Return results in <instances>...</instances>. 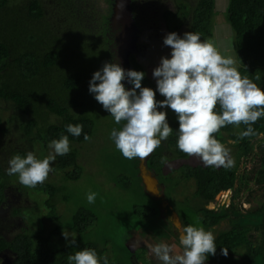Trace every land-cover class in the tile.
Masks as SVG:
<instances>
[{
	"label": "trees",
	"instance_id": "16d2710c",
	"mask_svg": "<svg viewBox=\"0 0 264 264\" xmlns=\"http://www.w3.org/2000/svg\"><path fill=\"white\" fill-rule=\"evenodd\" d=\"M176 1L179 2L177 3L179 9L170 10V19L173 18L170 21L175 22L170 29H180L185 18L191 15L189 31L197 32L202 39L210 40L214 35L216 0H197L196 4H191V0ZM29 8V13L23 18L18 15L19 8L15 6L13 0L11 7L10 0H0V11L11 9V24L10 21L6 22L7 19L3 20V15L0 17V23L3 21L0 31V100L8 104V109L12 108L8 123L13 124L16 121V128L20 130V134L14 139L8 135L5 144L0 148V209L7 199L6 188L13 178L18 176L7 174L8 160L16 154L26 156L28 152L34 153V148L38 144H43L47 148L52 139H58L64 134L69 136L71 150L67 155L56 156L54 167L55 171L64 173L60 178L62 183L43 182L35 186L49 195L44 205L51 210L54 220H57L60 215L56 203L58 198L63 199L62 192L67 188L63 183L68 185L70 181L79 179L85 168L76 144L87 142L84 140V133L92 139L101 119L110 113L96 101L94 94L89 92V82L96 71L93 58L88 60L89 56L67 53L61 43L64 41L56 42V38H49V33L41 32L38 28L41 26L39 21L44 20L45 10L40 0H31ZM57 10V14L62 11ZM107 17L103 16L101 22L103 27ZM227 19L234 32L233 43L238 71L242 76H248L258 86L264 87V0H229ZM32 22H35V25H32ZM98 41L100 43L95 48L102 49L104 47L102 42L105 41L108 44L105 50L110 54L108 62H114L110 47V44L113 47L117 46L114 37L110 43L105 29H102ZM54 44H57V48L53 46ZM81 47L85 46L81 44ZM95 48L94 52L98 50ZM86 52L90 55L88 50ZM128 68L145 72L142 87L156 88V84L148 76L136 54L129 56ZM256 75L261 79L255 80ZM126 82L122 81L125 86ZM3 119L0 114V134H8L11 128L4 124ZM69 123L83 125V132L79 137L67 132L65 126ZM171 127L172 134L161 141L151 156L146 158L145 163L150 170L156 172V176L161 175L162 180L166 182L172 181L174 173H178L176 186L182 181L195 180V196L187 198L190 200L187 209L178 210L172 202L171 195L166 200L180 211L185 226L190 224L196 226L194 219L197 217V222L201 225L198 227L214 232L217 251L215 255L209 256L206 262L238 264L240 259L246 264H264V203L258 207L244 209L237 201L241 193L253 182L264 188V143L259 144V164L251 171L246 170L239 174L242 161L254 154L256 140L262 136L264 142V117L252 125L255 130L262 133L261 135L240 139L239 133L247 127L243 124L238 127L226 125L213 134L222 144L234 141L232 145L236 150V161L230 169L206 167L203 163L196 165L182 163L178 168H172L171 172L166 173L165 164L161 163L166 154L181 159L189 158L177 147L176 129L179 128V121H172ZM129 162L136 168L137 176L142 160L134 158ZM138 178L141 180L139 176ZM27 188L30 187L23 186V189ZM229 190H232L233 194L228 205L223 203L217 208H209L208 205L215 201L221 192ZM156 200L158 205L155 204L154 208L160 211L158 209L161 207L160 201ZM93 217L90 209L77 211L73 215L72 231L76 232V235H82L81 233L90 229L91 225L86 222L91 221ZM147 224L153 226L152 221ZM62 230L59 228L55 230L60 236L59 242L55 241L52 233L46 234L43 230L21 232L12 241L4 234H0L2 237L0 254L5 251L12 252L15 264H69L68 256L85 247L94 249L98 256H106V246L117 241L107 239L105 247L99 248L91 241L75 239V246H70L65 242ZM128 232L130 237L132 232ZM125 240L119 250L129 249ZM114 247L119 246L114 244ZM223 247L229 249L228 255L225 258L215 257L223 255L221 252ZM108 259L109 264H138L125 262L124 256H111Z\"/></svg>",
	"mask_w": 264,
	"mask_h": 264
},
{
	"label": "rangeland",
	"instance_id": "374dc122",
	"mask_svg": "<svg viewBox=\"0 0 264 264\" xmlns=\"http://www.w3.org/2000/svg\"><path fill=\"white\" fill-rule=\"evenodd\" d=\"M13 1L15 6L19 8L18 15L24 18V16L29 13L31 0ZM40 1L45 10V18L39 21L41 26H36H39L38 28L41 32L45 31L49 33V38H56V42L64 41L61 43L63 47L65 46L64 50L67 53H72L75 56L81 55L82 57L89 56L88 60L93 58L95 70L101 69L104 63L108 62V58L110 57V54L105 50L108 44L103 41L102 44L104 47L100 50L98 49L99 47L95 48V46L99 45L100 41H98V38L100 31L102 35V29H104L103 25H101L103 16L106 17L109 10H113L114 12L115 8L112 6L113 0ZM136 1L139 5H136V9L139 8L138 14L140 16V21L144 22L147 20V17L153 18L154 15L159 16L161 19V22L158 20V28L155 26L154 30L151 32L156 39L149 46L147 51L143 52L139 57V60L146 69V73L156 84V79L152 75L153 70L159 65L161 57L165 55L170 56L171 53V48L163 44L165 35L173 31L183 35L185 32L189 31V26L182 25L180 30H172L168 26L171 22L170 20L173 19H170V10L175 11L177 3L179 4L176 0ZM196 2L197 0H191V4H196ZM228 3L229 0H216L217 15L215 17L214 35L211 37L210 41L220 50L222 55H228L236 59L233 43L234 32L227 19ZM13 6L14 5H12V7ZM57 9H62V11L57 14ZM129 14L130 13L125 14V18L121 20L114 21V32L119 29L121 26L120 24L124 25L123 30H120L118 33L119 42L122 41V34H124V37H128V39L132 37L126 33V30L134 32L129 28L131 25ZM2 15L3 20L7 19L6 22L10 21L11 24V9L7 11L1 10L0 17ZM2 23H0V31ZM150 23L152 24L153 21ZM163 23L167 24V26ZM32 25H35V22H32ZM47 25L49 27H46ZM142 28L145 30V25L142 26ZM157 33H159L161 37L157 38ZM81 44L85 47L82 48ZM53 46L56 47L57 44ZM93 48L96 50L98 49V52H94ZM86 50H88L90 55ZM115 56H117V52ZM124 65L128 70L129 68L126 62ZM156 99L163 100L165 97L158 93ZM7 107L8 104L0 100V114L4 118L3 122L11 128L8 134H0V148L5 144L8 135L14 139L20 134V130L16 128V121L13 124L8 123L12 108L8 109ZM161 110L163 111L165 109ZM166 111L167 119L171 126L172 121H178L177 114L171 109H166ZM122 123L123 122H121V125ZM121 125H117L111 115H104L99 122L94 137L83 144H76V147L80 150V160L83 165H85V168L79 179L70 181L68 185L63 183L67 188L62 192L64 200L60 197L56 203L57 211L60 215L57 220H54L51 210L44 205L49 197L48 194H45L44 191L38 190L35 187L23 189V186L19 184L18 176L17 178H13V181L6 188L7 199L0 209V234H4L7 239L12 241L16 235L21 232L43 230L46 234L52 233L55 241L59 242L60 236L57 231H55L59 228L60 230L63 229L62 233L66 231L70 236H75V239H85V242L91 241L99 248L105 247L107 239L112 241L117 240L114 243L110 242L106 246V256H124L125 262L147 264L148 262H142V259L146 260L148 255L147 252H140V248L134 250L129 246V242L135 237V235H133V237L128 236L129 229L133 230L134 227L148 226L147 222H144L147 218L149 221H152V227L161 233L162 228L160 225L163 224L164 219L161 218L160 211L154 214V206L155 204L158 205V201L154 199L153 196L163 197L162 194L164 193L167 196L166 198H168L171 195L173 204L181 211L182 209H187L189 205L190 200L187 198L195 196L196 182L195 180L188 182L182 181L179 186H176L178 173H174L172 181L166 182L162 180L163 178L161 175L156 176V172L150 170L146 166L144 159L140 164V170L147 169V171L153 175L152 177L154 179V182L150 181L149 178L147 179L146 189L152 194L148 195L141 180L138 178L139 174L135 176L136 168L129 162V159H126L121 154L114 142L110 139L111 130L113 128L119 129ZM261 138L262 136L255 142L254 154L242 161L239 174L244 173L246 170L251 171L254 166L259 164V144L261 145L264 143ZM232 144H234L233 140L224 145L229 150V155L235 163L236 150ZM50 152L51 150L48 147L46 148L43 144H38L34 148V154L38 158L48 156ZM150 156L151 154L147 158ZM165 158L167 160V165L165 164L164 166L166 173L171 172L172 168H178L182 163L190 165L202 163L198 157L194 156L188 159H181L166 154ZM55 166L56 159L55 162L50 163L52 171L44 182L62 183L60 178L64 176V173L59 170L55 171ZM142 173V175L146 176L145 172ZM118 177H120V179H118ZM157 177H159V179H157ZM172 186L173 189H171ZM90 192L96 193L95 202L91 204L87 201V195ZM232 194V190L221 192L216 197V200L208 205L209 208H217L223 203H227L228 205L231 201ZM237 201L244 209L258 207L264 203V188L253 182L249 188L241 193ZM164 205H166V203H164ZM89 209L92 210L94 214L92 220L86 222V224L91 225L90 229L81 233L83 236L80 234L76 235V232H73L71 228L73 215L79 210ZM158 209L160 210V207H158ZM197 221L198 218L195 217L194 222L196 226H201ZM197 223L199 225H197ZM176 224L180 226L179 222H176ZM71 239L72 238L69 237V240ZM124 240L129 247L126 251L119 250ZM65 242L67 241L65 240ZM114 244H117L119 247H114ZM129 255H131L130 258ZM215 257L225 258L226 256L219 255ZM241 259L243 260L244 258L241 257ZM14 260V254L10 251H5L0 254V264H15ZM260 262H262V260H260ZM238 264L246 263L241 262L239 259Z\"/></svg>",
	"mask_w": 264,
	"mask_h": 264
},
{
	"label": "clouds",
	"instance_id": "9594fccd",
	"mask_svg": "<svg viewBox=\"0 0 264 264\" xmlns=\"http://www.w3.org/2000/svg\"><path fill=\"white\" fill-rule=\"evenodd\" d=\"M131 1L124 0L126 8H131ZM114 8V21L123 19L125 11L116 6ZM174 23L171 21L168 26ZM120 25L119 32L124 27ZM129 28L134 31L132 26ZM119 32L116 31L117 40ZM129 32L126 30L127 34ZM132 38L134 36L128 39L122 34V41L118 44L123 47L114 62H105L89 82V92L94 94L96 101L110 113L117 125L123 122L119 129L113 128L110 132V139L116 148L129 160L147 158L173 132L166 111L171 109L179 121L176 130L180 151L189 157H198L206 167L232 168L234 160L229 150L213 134L226 125L238 127L243 124L247 127L239 133L240 139L261 135L252 125L264 117V87L258 86L248 76H242L233 57L222 55L210 40L202 39L199 33L193 31L183 35L173 31L165 35L163 44L171 48V53L161 57L159 65L153 70L156 88L142 87L145 72L127 70L124 65L126 62L128 67L130 56L124 46L129 45ZM260 79L259 75L255 76V80ZM125 80L131 88L122 83ZM157 92L165 99L157 100ZM65 127L75 137L83 132L82 124L69 123ZM90 139L84 133V140ZM48 148L51 152L43 158H38L33 152H28L26 156L13 155L8 161L7 174L18 175L19 183L25 187L43 183L52 171L50 163L55 162L56 156L70 152L69 136L61 134L60 138L52 139ZM161 163L167 165V160L162 158ZM95 199L96 193L87 195L88 203H94ZM182 226L178 243L149 241L147 247L160 264H205L209 256L216 254V236L203 227L185 226L184 222ZM161 228L169 229L165 220ZM136 230L135 227L129 229L132 235ZM63 236L70 246H75V236L66 231ZM69 237L72 239L69 240ZM221 252L227 256L229 249L223 247ZM68 262L109 264V259L85 247L69 255Z\"/></svg>",
	"mask_w": 264,
	"mask_h": 264
},
{
	"label": "flooded vegetation",
	"instance_id": "af4514ba",
	"mask_svg": "<svg viewBox=\"0 0 264 264\" xmlns=\"http://www.w3.org/2000/svg\"><path fill=\"white\" fill-rule=\"evenodd\" d=\"M122 5V6H121ZM130 7L131 8H126L124 0H113L112 1V6L113 8L116 6L119 9H122L123 11H125V13L122 15L123 18H125V14H129V20H130V26L133 27L134 32H129L128 35L134 36V38L132 40H129L130 44L128 46H124L125 50H127L129 52V55L131 56L132 54H136V56L140 57V55L143 52H146L147 49L149 48V46L153 43V41L156 39V37L153 35V33H151L154 30V27L156 26L158 28V20L161 22V19L159 18V16L154 15L153 18H146L147 20L142 22L140 21V16L138 14V9H136V5L137 1H131L130 2ZM139 6V5H138ZM132 9V10H131ZM178 6H176V10L178 11ZM114 15L115 13L112 11H108V17L107 22L104 25V29L106 31V35L109 39V42L111 43L113 41V37L115 40V43H117L116 47H113L112 44H110L111 50L113 52L112 57L114 59H116L117 56H115L116 52L117 54L121 51L122 49V45L118 44V40H117V33L114 32ZM191 15H188L185 20H184V24L183 25H187L190 21ZM119 20H121L119 18ZM153 21V23L151 24L150 22ZM164 24V23H163ZM145 25V30L142 28V26ZM167 26V24H164ZM117 32H119L117 30ZM157 38L161 37V35L159 33L156 34ZM127 88H131V85H129L128 83H126ZM139 91V90H137ZM146 160V158H145ZM148 192V191H147ZM149 195H152L151 193L148 192ZM163 197H155L153 196L154 199H159V201L161 202L160 205H163L164 201L166 200L165 194H162ZM168 202V201H167ZM169 203V202H168ZM168 224V223H167ZM147 254L148 257L150 258L151 253L149 250H147Z\"/></svg>",
	"mask_w": 264,
	"mask_h": 264
},
{
	"label": "crops",
	"instance_id": "0c3cea01",
	"mask_svg": "<svg viewBox=\"0 0 264 264\" xmlns=\"http://www.w3.org/2000/svg\"><path fill=\"white\" fill-rule=\"evenodd\" d=\"M146 162V161H145ZM146 164V163H145ZM146 173V176L142 175L143 173ZM153 175H151L149 173V171L146 170H140L139 172V177L141 178V182L143 187L146 189V182L147 179L149 178L150 181L154 182V179L152 177ZM155 178V177H154ZM156 179V178H155ZM158 179V178H157ZM148 181V182H150ZM147 191V189H146ZM148 193V192H147ZM161 202H159L160 204ZM164 203H166V205H164ZM160 215L161 218H163L165 220V222L168 223L169 225V229H165L162 230L161 233L155 229L152 226H142V227H138L136 230V233L134 234L135 237L129 242V246L131 248H133L134 250H137L140 248V252L142 251H146L150 249L147 247V243L149 241H155V242H160V241H168V242H177L179 241V229L183 224V220L181 218L180 215V211H177V209H175L171 204L167 203V202H163V205H160ZM155 212L154 214H157L158 210L157 208H154ZM144 222H151L149 221L147 218L144 220ZM176 222L180 223V226H178L176 224ZM176 225V226H175ZM163 234V236L167 235V237H163L161 236ZM133 237V235H132ZM151 253V251H150ZM142 262H148L147 264H160V261H158L156 259V257L151 253L150 258L147 256L146 260L142 259ZM210 263V262H205V264ZM213 264V263H211Z\"/></svg>",
	"mask_w": 264,
	"mask_h": 264
},
{
	"label": "water",
	"instance_id": "95a60500",
	"mask_svg": "<svg viewBox=\"0 0 264 264\" xmlns=\"http://www.w3.org/2000/svg\"><path fill=\"white\" fill-rule=\"evenodd\" d=\"M126 44V43H125ZM128 44V43H127ZM128 46V45H127ZM128 56H129V53H128Z\"/></svg>",
	"mask_w": 264,
	"mask_h": 264
}]
</instances>
